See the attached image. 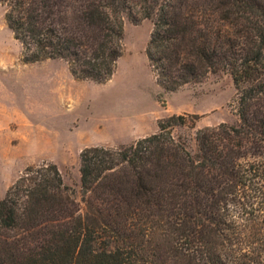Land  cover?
Masks as SVG:
<instances>
[{"label":"trees","instance_id":"16d2710c","mask_svg":"<svg viewBox=\"0 0 264 264\" xmlns=\"http://www.w3.org/2000/svg\"><path fill=\"white\" fill-rule=\"evenodd\" d=\"M24 62L59 59L105 83L124 26L164 93L230 75L238 122L196 129L172 114L128 145L79 154L75 191L55 163L27 166L0 198V264H264V0H0Z\"/></svg>","mask_w":264,"mask_h":264},{"label":"rangeland","instance_id":"374dc122","mask_svg":"<svg viewBox=\"0 0 264 264\" xmlns=\"http://www.w3.org/2000/svg\"><path fill=\"white\" fill-rule=\"evenodd\" d=\"M152 22L129 20L124 52L105 83L75 80L59 59L24 62L22 46L0 4V198L30 165L55 163L75 191L80 212L79 154L90 146L117 147L154 133L160 119L197 115L174 128L193 148L198 128L238 122L236 90L229 74H211L161 96L145 54Z\"/></svg>","mask_w":264,"mask_h":264}]
</instances>
